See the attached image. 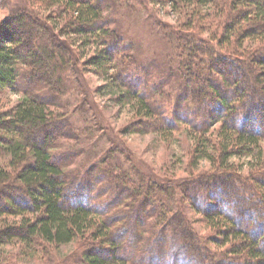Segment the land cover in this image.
<instances>
[{
	"label": "trees",
	"instance_id": "obj_1",
	"mask_svg": "<svg viewBox=\"0 0 264 264\" xmlns=\"http://www.w3.org/2000/svg\"><path fill=\"white\" fill-rule=\"evenodd\" d=\"M29 1L57 8L63 35L95 34L101 49L88 63L105 75L115 68L124 97L134 102L138 130L173 125L127 69L136 60L104 20V0ZM174 1L184 19L164 29L167 59L201 120L193 123L189 167L195 171L200 159L211 165L181 181L155 179L135 166L118 170L113 150L99 164L107 178L101 171L82 184L65 171L56 149L63 138L79 136L59 108L63 97L83 90L77 54L31 10L2 21L0 90L22 89L26 97L0 113V154L9 158L0 165V248L18 243V253L50 264H264V0ZM203 24L207 39L199 35ZM42 85L50 96L33 88ZM243 155L251 158L246 170L233 160ZM103 176L108 189L119 190L104 204L100 187L93 190L95 182H107ZM77 241L68 260H59L60 247ZM13 255L0 254V264H15Z\"/></svg>",
	"mask_w": 264,
	"mask_h": 264
},
{
	"label": "rangeland",
	"instance_id": "obj_2",
	"mask_svg": "<svg viewBox=\"0 0 264 264\" xmlns=\"http://www.w3.org/2000/svg\"><path fill=\"white\" fill-rule=\"evenodd\" d=\"M104 4V20L111 28H116L119 32L120 38L122 37L126 43L127 54L135 57L136 65L130 63L127 69L130 72L133 70L145 96L154 101L160 107L162 115L173 124L166 125L167 129L155 127L137 129L134 102L124 97L126 88L115 78V68L110 69L108 75H105L95 65L88 63V60L101 49L95 34L63 35L60 31L63 22L61 13L56 14L59 12L57 8H48L41 3L29 0H0V25L6 17L20 9L31 10L35 15L43 16L44 20L53 25V31L57 36L70 43L77 54L79 69L77 76L82 77L84 87L82 91L78 90L63 97L60 101L61 108H59L68 113L67 123L78 129L77 136H79L74 139L63 138L56 149L59 156L65 160L64 163L62 162L64 170L80 180L82 184L88 183L87 181L92 183L101 175V171L106 172L107 178L108 171L105 170V166V169H101L103 165L99 166V164L108 152L113 150L118 156L115 162L120 166L118 170L122 171V168L128 169L135 166L155 179L161 177L163 181H181L209 171L211 165L205 159L198 161L195 171L189 167L190 152L197 139L198 131L193 123H199L201 120L194 115L198 113L197 109L190 104L191 100L182 91L178 70L174 69V66L171 67L167 59V39L164 29L172 25L177 26L178 22L183 21L181 2L104 0ZM209 8L210 3L205 2L202 13L205 15ZM202 26L199 35L207 39L210 37L209 28L205 24ZM18 67L24 70V65ZM33 88L36 91L46 92L50 96L49 90L44 85ZM25 97V90L22 89L17 91L6 87L0 90V113L11 111ZM218 126L219 123L211 126L210 132ZM120 149H123L122 155L119 153ZM258 151L259 148H256L253 154H257ZM233 160L246 170L247 162L251 158L243 155L234 157ZM8 162V156L0 154V165H6ZM105 177L103 176L102 179L106 180ZM106 181L95 182L97 187L93 189L97 192L100 187L97 199L103 204L115 199L118 196L116 192L119 191L115 186L113 189H108L109 183L108 180ZM133 203L132 199L127 202L132 209H134ZM122 204L119 203L115 208L121 207ZM188 215L194 227L199 232L205 233L204 225L197 221L198 215L191 211ZM79 243L77 241L61 246L56 253L59 260L61 258L66 262L78 248ZM19 247L18 243L1 247L0 254H16L12 256L15 264H50L51 261L38 262L39 259L36 260V257H27L18 253Z\"/></svg>",
	"mask_w": 264,
	"mask_h": 264
}]
</instances>
